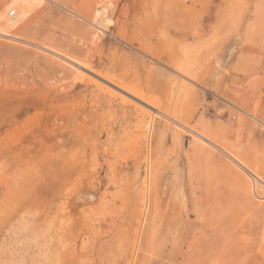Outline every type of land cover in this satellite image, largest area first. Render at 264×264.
<instances>
[{
  "label": "rangeland",
  "instance_id": "1",
  "mask_svg": "<svg viewBox=\"0 0 264 264\" xmlns=\"http://www.w3.org/2000/svg\"><path fill=\"white\" fill-rule=\"evenodd\" d=\"M38 4L0 26V264H264V202L192 133L264 179V0Z\"/></svg>",
  "mask_w": 264,
  "mask_h": 264
},
{
  "label": "bare ground",
  "instance_id": "2",
  "mask_svg": "<svg viewBox=\"0 0 264 264\" xmlns=\"http://www.w3.org/2000/svg\"><path fill=\"white\" fill-rule=\"evenodd\" d=\"M12 1V0H11ZM10 1V4L12 5L13 3V7L11 5H9L10 7H12L10 9V11H14V16H9L10 15V11H9V14L8 15H3L2 12H0V26L1 28L4 29H7V28H13V27H17L21 24H23L24 22H26L29 18H30V15L31 13L33 12V9L36 5H39L38 4V1L39 0H13L12 2ZM41 2V1H40ZM45 4V3H44ZM100 6L97 8L96 10V17H98L99 19V23L102 24L106 19V15L109 13V10L110 9V5L104 1V2H99ZM41 5V4H40ZM43 6V5H42ZM9 7V8H10ZM113 8V7H112ZM8 9V8H7ZM4 10V9H3ZM8 11V10H7ZM17 11V12H16ZM113 12V11H112ZM109 19V18H108ZM103 21V22H102ZM102 28V27H101ZM1 30V29H0ZM0 34L1 36L2 35H5V36H8L12 39H15L17 37L15 36H18V35H15V34H5V32H1L0 31ZM40 34V33H39ZM16 44V43H15ZM19 45V44H18ZM21 45V44H20ZM36 51V50H35ZM56 52V51H54ZM58 53V52H57ZM61 54V53H60ZM64 54V53H63ZM75 59V58H74ZM68 61V60H67ZM75 63V62H74ZM80 63V62H79ZM82 63V62H81ZM71 64V63H69ZM76 65V64H75ZM79 65V64H78ZM83 65V63H82ZM80 65V67L82 66ZM71 66H73L76 70H77V73L79 75V77L81 78H84L86 80H89L88 77H90V75H88L87 73L83 72V70H81L80 68L78 67H75L73 64H71ZM83 68L85 69H88L90 71V68H88L86 65H83ZM101 76V75H99ZM101 78H103L105 81L111 83L112 85L114 86H118L120 88V86L118 84H121V82L119 80H116V79H113L111 78L110 76H101ZM92 79V78H91ZM99 81V80H98ZM118 82V83H117ZM104 87V86H103ZM108 87H106L107 89ZM112 89V88H111ZM105 90V89H104ZM110 90V89H109ZM108 90V91H109ZM122 90V88H121ZM124 90V89H123ZM123 92H127L129 94H131L133 97L137 98L138 100H141L143 102H145L142 97H139L137 96V93H135L136 95H134V93L132 92H129L127 90H124ZM125 97V96H124ZM123 97V98H124ZM122 98V97H121ZM125 100V99H124ZM127 101V99H126ZM152 102V101H151ZM136 103V102H135ZM147 105L148 103L145 102ZM153 104V103H152ZM150 105V104H149ZM155 105L157 106V104L155 103ZM144 106V105H143ZM152 106V105H151ZM150 106V107H151ZM153 109H154V106H153ZM20 111V110H19ZM13 112V111H12ZM162 113V112H161ZM160 113V114H161ZM154 114V113H152ZM159 114V113H158ZM159 114V115H160ZM157 115V114H156ZM153 116L154 115H151V122H150V126L148 128V138L150 137L151 135V132H152V124H153ZM161 116V115H160ZM162 116H165V118H168L166 114H163ZM193 135L195 136V138L198 140V144H200V147H201V150L205 153H207V155L209 154V156L211 158H214L216 157V154L214 153L213 150H211L210 148H208L207 146H205V144H207L209 147L213 148L214 150L220 152V154H224L225 157H227V159H230L231 162L234 163V165L236 166H239L241 168L242 171L246 172L245 174H247L249 176V179L247 180L246 178H243L242 177V180L245 179L244 184H246V187L249 188L248 192L251 193V197L252 199L256 198L257 200H259V202H264V192H258V189H261V191H263L262 189H264V179L261 178L256 172H253L252 169H250L249 165L246 164L242 159L238 158V156H236L235 154L233 153H230L227 151L226 148L222 147L221 145H219L217 143V141H214L210 136L204 134V133H201V132H197V131H192ZM209 160V159H208ZM219 163H221L220 165H222L221 168H223V171L226 172L228 175V177L233 180L235 183H236V177L237 178H240V173L239 172H236V168H234L232 165H230L229 163L226 164L222 161H220ZM149 174H150V168H148V177H149ZM148 180V179H147ZM230 181V180H229ZM232 183V182H231ZM149 184V183H148ZM235 185V184H234ZM235 188V187H234ZM147 189V187H146ZM151 190V189H150ZM235 195V194H234ZM151 196V195H150ZM247 196H248V193H247ZM148 189L146 190L145 194L143 195V199H142V202H143V209H142V216H141V225L140 227H142L143 225V222L145 220V217H146V214L147 213V208H148V205L150 204L149 203V199H148ZM245 198V197H244ZM235 199V198H234ZM248 199V198H247ZM151 200V199H150ZM245 200V199H244ZM250 200V199H249ZM234 202V201H233ZM245 202V201H244ZM248 201H246L247 203ZM254 202V201H253ZM251 203V202H250ZM236 204V203H235ZM222 205V204H221ZM231 205V208L233 207L232 203L230 204ZM249 205V204H248ZM157 206V205H156ZM156 206H153V207H156ZM235 206V205H234ZM250 206V205H249ZM201 207V206H200ZM222 207V206H221ZM234 208V207H233ZM209 209V208H208ZM200 210V208H199ZM212 210V208H211ZM228 210L230 212H232L229 208ZM233 210V209H232ZM228 211V212H229ZM201 212V211H200ZM215 212V211H214ZM226 212V213H228ZM234 213H236L235 210H233ZM221 214H224V213H221ZM232 214V213H231ZM227 215H229L227 218L226 214L225 216L222 215L221 219H220V226L218 227H221L222 229L220 230L221 233H223V240L224 242L226 243L228 239H234L235 238V234L234 233H228V229H229V226L227 225V223L229 222V219H230V214L228 213ZM234 215V214H232ZM236 217V215H234V218ZM232 216H231V219H233L234 221H236V219H234ZM178 222V221H177ZM145 223V222H144ZM176 224V223H175ZM234 224V223H233ZM236 224V223H235ZM231 227V226H230ZM233 232V231H232ZM234 234V235H233ZM233 235V237H231ZM138 242V241H137ZM177 239L175 241V245L177 244ZM229 242V241H228ZM235 244H236V239H235ZM226 245V244H225ZM235 246V245H234ZM177 248V247H176ZM175 248V249H176ZM191 250V249H190ZM176 254V255H175ZM173 254L172 257L178 259L179 257H182L184 259H187L188 257V250L185 251V252H178V253H175Z\"/></svg>",
  "mask_w": 264,
  "mask_h": 264
},
{
  "label": "built area",
  "instance_id": "3",
  "mask_svg": "<svg viewBox=\"0 0 264 264\" xmlns=\"http://www.w3.org/2000/svg\"><path fill=\"white\" fill-rule=\"evenodd\" d=\"M14 14H15V13H14V11H10V16H12V17H13V16H14Z\"/></svg>",
  "mask_w": 264,
  "mask_h": 264
}]
</instances>
